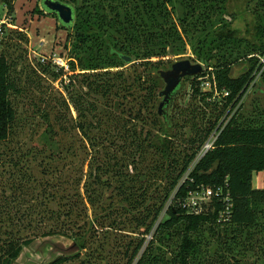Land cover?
I'll return each mask as SVG.
<instances>
[{
	"label": "trees",
	"instance_id": "16d2710c",
	"mask_svg": "<svg viewBox=\"0 0 264 264\" xmlns=\"http://www.w3.org/2000/svg\"><path fill=\"white\" fill-rule=\"evenodd\" d=\"M103 1L113 11V21L105 25V19L99 17L96 27L101 29L103 24L120 37L121 53H116V45L111 48L104 44L101 48V44H96L94 48L106 49L107 57L115 54L119 61L132 55L141 61L143 71L133 70L119 79L107 71L96 72L97 66L89 65L84 69L93 73L75 76L81 90L69 93V103L62 97L58 100L32 95L39 83L30 76H38L37 71L50 75L54 81L66 73L50 62L30 65L20 45L13 43L17 39L25 41L26 36L14 29L5 32L2 25L0 43L5 47L13 43L16 47L10 52L0 50V167L2 172H8V178L0 185V264H13L22 250L38 238L71 239L73 235V242L82 250L87 240L95 238L94 228L105 226L114 230L130 226L132 231L151 235L152 240L145 247L144 238L128 245L126 264H227L224 258H211L205 253L206 238L213 237L224 247L221 230L245 232L246 237L251 229L264 233V111L257 120L245 119L238 106L255 72L260 71L264 81V65L255 61L246 73L232 78L229 74L238 60L232 59V53L200 54L205 68L183 79L188 89L187 103L177 107L174 117L159 116L161 120L152 130L145 129L148 123L143 112L157 96L158 65L168 48L187 34L186 21L180 19L179 28L170 24L166 7L159 0H139L131 17L128 1ZM14 2L0 0L8 16L14 13ZM184 4L195 9L192 3ZM208 19L202 11L192 24L206 25L210 23ZM219 30L209 43L212 50L242 42L227 25ZM86 38L79 40L85 43ZM255 38H264L260 24L255 28ZM205 42L203 39L197 44ZM261 55L264 57V51ZM154 58L157 61H151ZM151 66L156 75L148 72ZM205 82L210 89H203ZM181 89L180 84L172 96H178ZM122 98L129 102H122ZM69 104L77 115L75 121L69 117ZM218 126H223V130L213 149L188 173L197 152ZM32 127L42 129L44 139L38 141L41 145L36 131L26 143L21 141V132ZM51 144L56 148L48 147ZM96 145L101 146L100 153L95 163L89 162L85 174L87 147L92 151ZM106 148L112 149L108 157ZM97 158L102 159L99 162ZM253 173L263 174L259 189L252 186ZM201 185L227 188L231 208L226 221L224 216L218 222L219 214L225 212V204L218 200H213L207 211L196 214L182 207L187 192ZM168 201L171 204L160 219ZM91 208L92 223L88 220ZM86 225L88 228L84 229ZM79 228L84 229L83 234ZM172 239L174 251H169V257L153 253L154 240L169 243ZM229 240L233 245L236 235ZM78 253L59 256L49 264L74 261ZM260 253L264 256V249L260 248Z\"/></svg>",
	"mask_w": 264,
	"mask_h": 264
},
{
	"label": "rangeland",
	"instance_id": "374dc122",
	"mask_svg": "<svg viewBox=\"0 0 264 264\" xmlns=\"http://www.w3.org/2000/svg\"><path fill=\"white\" fill-rule=\"evenodd\" d=\"M56 1L69 5L74 11V20L72 26L68 29L62 27L55 14L45 10L42 4L43 0H15L14 13L11 16L7 15L6 9L0 4V20L4 21V31L7 32L9 29H14L26 36L25 41L20 42L18 39H14L15 42L13 43L20 45L23 55L30 65L36 67V63H42L41 60L44 58L45 62H50L51 66H56L54 61L59 58L68 67L67 71H65L66 76L58 78L55 81L50 75L40 74V71L36 70L38 76H30V78H34L35 82L38 81L39 89L33 88L32 95L35 97L40 95L42 98L44 96L55 97L58 100L64 98L67 103H69V93H75L76 91L79 92V89L81 90L78 83L79 79L76 81L75 76H78L80 73H93L90 69L85 70V67L89 65H91L92 68L96 65V72L107 71L116 74L119 79L130 74L133 70H136L137 73L143 71L139 65L141 61H136V57L132 55L129 57L130 63L127 64L123 60L119 61L115 54L113 56L108 54L107 57L105 55L106 49L98 51V49L94 48L96 44H101L99 45L101 48L104 44H108L111 48L116 45V53H119V46L122 43L120 37L111 30L109 31L106 29L103 24L101 29L96 27L95 21L99 20V17H102V20L105 19V25L109 23V20L113 21V11H109V9L106 8L107 4L103 0ZM126 1H128L130 5L128 13L131 17L135 12V4H139L140 2L139 0ZM159 1L164 8L166 7L165 9L170 17L169 23L179 28L181 24L180 19H183L186 21L184 25H186L185 29L187 31L186 35H182L183 38L181 42L168 48L166 55L162 57V63L158 65L159 72L169 70L172 64L183 60H188L192 65L199 64L203 70L205 65L202 60H200V57L206 53L207 56L217 55L218 53H232V59H238L232 66L229 74L232 78L239 77L246 73L255 61L256 64H264V57L261 55L264 51V38H262L261 41H256L255 38L256 26L260 24L264 29V0H206L205 3H200L202 0ZM198 1H200L199 4H197ZM184 3H192L195 9L191 10L187 8ZM201 4L205 5L206 8L199 6ZM113 9H115V7H113ZM202 11H205L207 16H209L208 20L210 23L206 25L198 23L193 26V21L197 19ZM119 13L121 14L122 12L119 11ZM199 21H202V18ZM222 25H227L231 30L235 31L237 37L242 39V42L231 43L228 45L229 47L212 50L213 46L209 43L213 35L220 31L219 29ZM2 35L3 34H1V36ZM1 36L0 42L3 37ZM80 37H87L86 42L82 43L79 40ZM203 39H206V42L198 45L197 43L199 41L201 42ZM13 43L11 47H5L4 44L0 43V50L4 49L9 52L14 50L16 46H13ZM151 61L154 62L157 61V59L154 58ZM104 63H106L107 66H105ZM150 68L148 72L156 75L157 72L156 69H154L155 67L151 66ZM260 75V71L254 73L251 84L238 103L240 107L239 113L245 119L257 120V115L264 111V81L261 79ZM20 79L23 81L22 76ZM158 80L156 99L147 109H144L143 112V117L148 123L145 129L149 130H152L153 126L159 123L161 120L159 116L162 117L164 115L168 118H172L175 116L177 107L184 106L187 103L188 89L186 82L184 83V80H182L180 83L182 85L181 93L178 96H172L167 107L162 110V114L157 115L158 106L162 101V97L158 96V94L165 87L164 82L160 78ZM117 82L119 83V80H117ZM113 92L115 93V91ZM116 93L119 92L117 91ZM118 97L120 98V96ZM121 101L126 103L129 102L127 99L123 98ZM116 109L115 105V112ZM68 113L72 121L77 119V115L70 104ZM149 122L153 124H149ZM34 131H36L37 134L39 133L37 142L42 141V139H44V136L41 135L42 129H36V127L23 130L21 132V141L26 143ZM41 144L42 143H39V145ZM100 145L99 147L97 145L94 146L92 151L87 147L89 154L87 152L86 155L88 158L83 167V172L85 174L88 172L87 165L89 162H96V157L99 155L101 149ZM48 147H51L52 150L56 148L54 144ZM105 152L108 157L111 155L112 149L106 148ZM101 159L99 160V158H97L99 162ZM96 164L99 166V163ZM78 166L81 167L79 162ZM1 172L2 168L0 167V185L3 179L8 178V172L5 173V169L2 173ZM262 178V173H253L252 186L260 184ZM92 210L94 209L91 208L89 210L88 220H91L90 223L93 221ZM95 210L97 209L95 208ZM95 213L99 212L95 211ZM81 227L83 228V226ZM82 228H79V233L83 234L84 229H87L88 225L84 226L83 230ZM94 229L96 233L95 238L91 241L87 240V244L82 250H77V248L74 247L73 240H75L76 237L73 235H71V239L59 236L38 238L31 245L22 250L20 256L13 264H49L59 256L73 255L78 251L77 259L66 264H126L127 254L129 253L128 248H130L128 245L132 246L138 239L144 238L145 247L152 240L150 234L144 236L140 234L138 230L132 231L133 227L130 228V226L124 229L121 228L120 230L110 229L106 226L103 228L95 227ZM247 233L249 235L246 237L245 232H233L232 234L230 232L223 233V230H221V241L226 242L225 245L227 246L224 245L223 247V243H218L213 237L206 238L207 248L205 253L211 258L214 256L222 257L227 264H233L235 261H239L242 264H264V256L260 253V248L264 249V233H260L258 229H251ZM231 234L237 237L233 245L230 244L231 241L229 240L232 236ZM173 243L174 239L169 243H162L154 240L152 244L153 253L160 252L159 254L169 257V251H174L172 246ZM231 256L233 257L232 261H230Z\"/></svg>",
	"mask_w": 264,
	"mask_h": 264
},
{
	"label": "built area",
	"instance_id": "2783aa9c",
	"mask_svg": "<svg viewBox=\"0 0 264 264\" xmlns=\"http://www.w3.org/2000/svg\"><path fill=\"white\" fill-rule=\"evenodd\" d=\"M2 25H4V21L0 20V36L2 34ZM44 60L45 59L42 58L41 61L43 62ZM54 62L58 68H63L64 71H67L68 69L67 65H65V63L61 61L59 58H57V60H55ZM202 86H203V89L205 90L210 89L211 87L208 82H205ZM224 95L227 96V93H224ZM222 130H223V126H218L210 133L208 138L205 140V142L203 143V145L197 152L188 170V173L193 169L195 164H197L210 150L213 149L214 144ZM188 173H186L184 178H186ZM226 187H227V184H226ZM213 200H218L219 202L225 204L224 206L225 214L224 213L219 214L218 222L220 221L222 222V220L224 219V216L227 217L224 220L226 221L229 217V211L231 208L230 195H229L227 188H222V187L211 188L209 186L201 185L197 187L196 189L187 192L184 202L182 204V207L186 209L187 212L196 214V213H200L203 211H207V209L209 208V205H211V202ZM170 204H171V201H168V203L166 204V206L164 207L160 215V219H162L165 216V212L169 208Z\"/></svg>",
	"mask_w": 264,
	"mask_h": 264
},
{
	"label": "water",
	"instance_id": "95a60500",
	"mask_svg": "<svg viewBox=\"0 0 264 264\" xmlns=\"http://www.w3.org/2000/svg\"><path fill=\"white\" fill-rule=\"evenodd\" d=\"M43 7L47 12L55 14L62 26H67L73 23L74 12L73 9L60 1L43 0ZM126 63L130 62L129 57H122ZM202 68L199 64H190L188 60L176 62L171 65L169 70L160 71L159 77L164 82L165 87L159 93L162 101L158 106V115L162 114V110L167 107L174 91L178 88L181 81L185 78L193 77L201 72ZM74 247L77 248L73 242ZM78 250V248H77Z\"/></svg>",
	"mask_w": 264,
	"mask_h": 264
},
{
	"label": "crops",
	"instance_id": "0c3cea01",
	"mask_svg": "<svg viewBox=\"0 0 264 264\" xmlns=\"http://www.w3.org/2000/svg\"><path fill=\"white\" fill-rule=\"evenodd\" d=\"M253 187L256 188V189L261 188L262 187V182L260 184H258L257 186H253Z\"/></svg>",
	"mask_w": 264,
	"mask_h": 264
}]
</instances>
